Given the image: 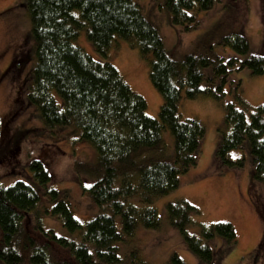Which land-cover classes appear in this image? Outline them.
Here are the masks:
<instances>
[{
  "label": "trees",
  "instance_id": "obj_1",
  "mask_svg": "<svg viewBox=\"0 0 264 264\" xmlns=\"http://www.w3.org/2000/svg\"><path fill=\"white\" fill-rule=\"evenodd\" d=\"M154 1L163 5L173 25L186 31L197 27L195 14L212 5V0ZM25 6L32 63L24 100L37 109L48 129H69L71 135L78 130L77 141L93 147L96 156L90 169L99 175L91 173L98 178L82 186V191L110 213L98 214L82 225L71 214L67 191L51 188L47 170L32 159L31 184L17 181L0 186V264H148L136 247L120 255L115 244L132 237L137 224L158 228L156 209L148 204L174 190L178 176L196 164L204 135L198 120L178 116L181 93L185 90L187 98H194L210 70L224 82L236 58L224 61L200 51L171 58L134 0H25ZM82 29L102 56L114 37L137 48L147 64L148 79L162 99L156 118L145 114L144 99L129 89L114 66L94 60L73 44ZM219 43L244 56L238 69L247 68L253 76L264 74V54L247 55L248 44L242 35L229 33ZM225 108L215 157L226 169L241 168L243 156L231 160L229 153L247 140L252 178L264 184V105L254 107L247 116L232 104ZM164 129L173 138L171 153L161 136ZM41 200L52 204L49 211L45 205L37 209ZM164 207L169 224L182 234L188 249L200 262L212 263L211 249L185 230L194 222L192 217L199 215L198 209L184 200L167 202ZM39 212L57 216L71 237L44 230ZM116 216L120 231L114 223ZM198 225L205 240L217 235L230 246L235 243L229 223ZM165 264L184 263L173 253Z\"/></svg>",
  "mask_w": 264,
  "mask_h": 264
},
{
  "label": "rangeland",
  "instance_id": "obj_2",
  "mask_svg": "<svg viewBox=\"0 0 264 264\" xmlns=\"http://www.w3.org/2000/svg\"><path fill=\"white\" fill-rule=\"evenodd\" d=\"M134 1L143 17L157 30L171 58L181 59L189 52L200 51L224 61L236 58V62L229 65L224 82L210 70L199 83L201 92L194 98H187L185 90L182 91L176 106L178 116L181 120L196 119L204 127L196 164L178 176L174 190L148 204L156 209L158 228L137 224L133 236L125 237L115 246L119 247L120 255L136 247L148 264H165L173 253L184 264H206L188 249L182 234L168 222L165 203L184 200L199 211V215L192 217L198 223H190L186 233L211 249L214 256L210 264H264V184L252 178L248 141L229 153L231 160L243 156L241 168L226 169L214 154L228 104L244 110L246 116L254 107L264 105V74L253 76L247 68L238 69L244 56L236 54L231 46L219 43L220 38L235 32L246 39L247 55H263L264 0H212L209 10L195 14L197 27L189 31L173 25L160 2ZM190 13L194 14L195 10ZM29 29L25 0H0V186H10L17 181L31 184L30 161L37 159L50 176L51 188L67 191L71 214L84 225L98 214L110 213L82 191V186L88 187L98 178L91 175L98 173L90 169L96 153L88 143L77 141L78 130L71 135L69 129L55 132L48 129L37 109L30 108L24 100L32 63V46L26 38ZM73 44L94 60L114 66L129 89L144 99L145 114L157 117L162 99L152 87L147 64L135 46L114 37L106 56H102L87 40L85 29L80 30ZM161 136L171 153L170 132L164 129ZM44 205L49 211L52 204L41 200L36 207L41 210ZM38 218L44 230H51L56 236L71 237L57 216L39 212ZM114 223L120 231L119 216ZM200 223L205 226L229 223L235 233V243L230 246L217 235L205 240L200 233Z\"/></svg>",
  "mask_w": 264,
  "mask_h": 264
}]
</instances>
